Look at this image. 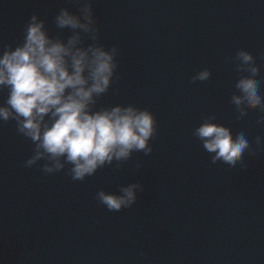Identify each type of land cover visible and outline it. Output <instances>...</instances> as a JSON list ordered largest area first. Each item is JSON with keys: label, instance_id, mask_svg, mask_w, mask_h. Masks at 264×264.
I'll return each instance as SVG.
<instances>
[{"label": "water", "instance_id": "obj_1", "mask_svg": "<svg viewBox=\"0 0 264 264\" xmlns=\"http://www.w3.org/2000/svg\"><path fill=\"white\" fill-rule=\"evenodd\" d=\"M63 6L69 0H0V45L19 39L36 11L55 33ZM94 8L102 42L121 48L119 79L100 104L150 108L153 152L73 181L24 167L30 142L14 122L0 125V264H264V151L227 170L192 135L215 112L250 141L264 136L256 111L236 120V73L224 63L241 47L264 56V0H94ZM205 67L212 77L193 83ZM137 180L144 191L132 208L109 212L95 198Z\"/></svg>", "mask_w": 264, "mask_h": 264}, {"label": "clouds", "instance_id": "obj_2", "mask_svg": "<svg viewBox=\"0 0 264 264\" xmlns=\"http://www.w3.org/2000/svg\"><path fill=\"white\" fill-rule=\"evenodd\" d=\"M69 4L52 17L55 33L48 18L36 11L25 21L19 39L0 45V125L14 122L17 134L30 142L32 154L24 167L39 166L46 175L66 171L73 181H84L107 166L119 171L135 153L149 156L159 129L148 107L100 104L119 79L121 48L102 42L94 0ZM224 63L236 73L229 99L236 120L256 111V124L264 128V56L241 47L225 56ZM211 77V68L205 67L191 80ZM192 135L211 163L227 170L237 165L245 169V154L264 151V136L250 141L246 131H234L215 112L203 116ZM141 168L138 160L136 169ZM143 191L137 180L119 185L117 191L100 188L95 198L109 212H119L132 208Z\"/></svg>", "mask_w": 264, "mask_h": 264}]
</instances>
